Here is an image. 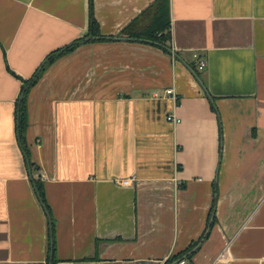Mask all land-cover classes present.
I'll return each instance as SVG.
<instances>
[{
  "label": "crops",
  "instance_id": "1",
  "mask_svg": "<svg viewBox=\"0 0 264 264\" xmlns=\"http://www.w3.org/2000/svg\"><path fill=\"white\" fill-rule=\"evenodd\" d=\"M155 1L0 0V264H264V0Z\"/></svg>",
  "mask_w": 264,
  "mask_h": 264
},
{
  "label": "trees",
  "instance_id": "2",
  "mask_svg": "<svg viewBox=\"0 0 264 264\" xmlns=\"http://www.w3.org/2000/svg\"><path fill=\"white\" fill-rule=\"evenodd\" d=\"M90 5L91 7H90V18H89V31L83 39L94 41L100 39L101 37H103V35L100 33L99 23L94 16L93 0H90ZM153 8H154L153 16L150 18L149 23L146 25V27L141 31L143 33H141L142 36L140 37L150 41L157 42L159 44H163L164 46H169L171 39L170 0H156ZM134 35L137 36L138 34H134ZM80 41L81 39L75 40L74 42L65 46L64 48H61L51 53L46 58L45 62L46 61L47 62L45 63V65L43 64L39 68V72L36 73L31 79H29L25 83L21 97V104L19 105V130H20L21 142L24 145V148H26L25 130L28 125L26 105L24 101L26 96L25 94L29 89L28 88L29 85L34 84L38 80L42 71H44L47 65L51 64L57 56L72 51L77 46V43H79ZM35 183L41 194L43 202L46 204L41 183L39 181H36ZM195 244L196 243L194 242L192 246H194ZM51 264H55V258L52 260Z\"/></svg>",
  "mask_w": 264,
  "mask_h": 264
},
{
  "label": "built area",
  "instance_id": "3",
  "mask_svg": "<svg viewBox=\"0 0 264 264\" xmlns=\"http://www.w3.org/2000/svg\"><path fill=\"white\" fill-rule=\"evenodd\" d=\"M194 57L198 60V68H199L200 70L204 69L205 66H206V61H205V59H204L203 57H201V55H200L199 52H194ZM173 91H174L173 88H168V89H167V92H168V93H173ZM167 118H168L169 120H172V121H177V120H178V119L176 118V116L173 115V114H169V115L167 116ZM132 180H133V178H124V179H122V180H119V183L122 184V185H129V184H131ZM178 263H179V264H190L186 259H181V260H179Z\"/></svg>",
  "mask_w": 264,
  "mask_h": 264
}]
</instances>
